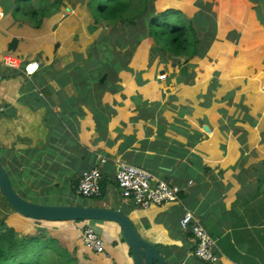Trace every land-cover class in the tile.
I'll return each instance as SVG.
<instances>
[{
	"label": "crops",
	"instance_id": "1",
	"mask_svg": "<svg viewBox=\"0 0 264 264\" xmlns=\"http://www.w3.org/2000/svg\"><path fill=\"white\" fill-rule=\"evenodd\" d=\"M13 1L0 0V161L16 191L39 204L121 210L167 264H206L181 226L190 211L217 242L220 264H264V85L255 88L251 77L233 80L213 53L230 43L233 59L242 51L255 57L254 35L242 44L236 25L222 34L211 10L217 35L203 58L156 55L149 37L128 64L125 39L101 43L110 29L96 23L89 0H62L58 10L34 18L16 13ZM180 1L158 0L157 14L175 10L192 19L202 11L200 1L212 7L211 0H195L185 10ZM33 2L39 9L57 3ZM9 57L15 68L4 64ZM30 62L40 69L27 76ZM123 163L179 187L180 201L144 209L125 200L116 180ZM96 168L106 191L82 198L81 177ZM0 211L20 237L43 231L76 264H135L115 222H90L106 244L97 253L83 243L77 223L26 218L1 191Z\"/></svg>",
	"mask_w": 264,
	"mask_h": 264
},
{
	"label": "trees",
	"instance_id": "2",
	"mask_svg": "<svg viewBox=\"0 0 264 264\" xmlns=\"http://www.w3.org/2000/svg\"><path fill=\"white\" fill-rule=\"evenodd\" d=\"M56 1L58 2H54V5L47 9L36 8L33 0H14L13 2L16 13L21 12L23 16L34 18L42 14L46 16L44 14L58 10L62 0ZM193 1L195 0H182L177 5L186 10L191 8ZM251 1L258 4L256 9L258 19L264 26V10L262 9L264 0ZM155 2L156 0H89L88 8L96 23L111 27L109 35L101 38V43H105L107 38L125 39L122 42L123 47L128 49L126 62L128 64L137 47L149 37L154 38L156 42V48L153 50L156 55H168L174 58L185 56L187 61L195 57L203 58L217 35L216 15L211 11V5H205L200 1L199 6L202 7V11L189 19L175 10L157 14ZM219 4L218 19L223 29L222 34L230 25H236L245 35L242 44L246 43L247 37L252 33L256 44L260 46L251 47L255 57L252 53L249 54V51L246 55L244 52L237 58V62L245 66V63L255 61L258 70L263 71L259 76L264 77V67L261 66V60L258 61L264 58V54L260 53L264 51V31L256 19L246 21L243 25L237 20L247 13L246 8L250 7L252 10V5L246 0H229L228 2L219 0ZM15 45L16 42L12 46L15 47ZM225 48L233 49V46L227 43L214 48L213 53L218 55L221 61L218 65L220 68L225 64L228 66L233 59L223 51ZM224 72L227 73V71ZM231 78L235 81L245 79L241 74L232 75ZM101 188L103 195L106 191L104 181L101 183ZM8 206L10 207L9 204ZM6 219L0 211V264H76L70 253L45 232L42 231L32 237H20L15 230L9 228Z\"/></svg>",
	"mask_w": 264,
	"mask_h": 264
},
{
	"label": "built area",
	"instance_id": "3",
	"mask_svg": "<svg viewBox=\"0 0 264 264\" xmlns=\"http://www.w3.org/2000/svg\"><path fill=\"white\" fill-rule=\"evenodd\" d=\"M6 66L15 68L17 61L7 58L4 62ZM40 69L38 62H30L25 66L24 73L31 76ZM3 77L0 74V83ZM4 112V106L0 100V114ZM106 162L105 159L102 160ZM104 180L100 169H93L83 173L78 187V195L85 198L99 197L102 194L101 183ZM116 180L121 195L125 200L132 202L140 208H150L153 205H163L180 201L181 189L171 187L164 182H155L153 175L141 168L123 163L118 166ZM77 223L78 231L83 243L97 253L105 252V241L99 236L92 224L86 221ZM181 226L184 230L190 231L197 241L195 255L206 264H220L218 246L206 231L200 221L190 211H186L181 219Z\"/></svg>",
	"mask_w": 264,
	"mask_h": 264
},
{
	"label": "water",
	"instance_id": "4",
	"mask_svg": "<svg viewBox=\"0 0 264 264\" xmlns=\"http://www.w3.org/2000/svg\"><path fill=\"white\" fill-rule=\"evenodd\" d=\"M0 191L12 209L36 221L48 222H115L123 232L135 264H167L160 250L139 234L129 217L121 210L80 205H46L23 198L13 186L8 172L0 161ZM101 236L102 230L94 227Z\"/></svg>",
	"mask_w": 264,
	"mask_h": 264
},
{
	"label": "rangeland",
	"instance_id": "5",
	"mask_svg": "<svg viewBox=\"0 0 264 264\" xmlns=\"http://www.w3.org/2000/svg\"><path fill=\"white\" fill-rule=\"evenodd\" d=\"M77 1H82V3H83V0H77ZM157 1L158 0H156V2ZM228 1L229 0H227V2ZM246 1H247V3H249L250 5H252V10L250 9V7L246 8L247 9V13L245 15H243L242 17L237 18V20L241 23V25H243L244 22H246V21H253V20L257 19V11H256V9L258 7V4L253 3L251 0H246ZM56 2H58V1H56ZM211 4H212V10L214 12L218 13L219 10H220L219 0H211ZM262 9L264 10V4L262 5ZM233 12H235V11H233ZM218 15H219V13H218ZM100 26H102L103 28H108V29L111 28L110 26H107L105 24L104 25L101 24ZM216 46H220V45H216ZM232 50L233 49L225 48L223 51L227 52L232 57ZM241 53H244V51H242ZM239 56H237L235 59H232V61H230V63H229L228 66H226V64H225L224 67H221V68H224V71H227L229 76L241 74V75H243L244 78L251 77L252 79H254L253 80L254 82H252L251 84L252 85H255L256 82H257V84L255 86V88H257V89L259 88L260 83H261V85H264V77H260L259 76L260 74L263 73V71L262 72L261 71H258L257 63L255 61H252L250 65L253 67V69H252V71L250 73H247L245 75V73H244L245 66L243 64H240V63L237 62V58ZM263 60H264V58H263ZM226 61H227V59H226ZM220 63L218 65H220ZM226 67H228V68H226ZM23 237H27V236H23ZM61 247L63 248V245H61Z\"/></svg>",
	"mask_w": 264,
	"mask_h": 264
}]
</instances>
